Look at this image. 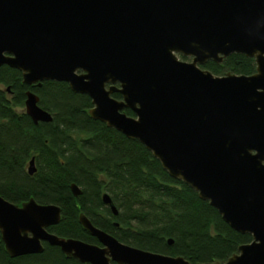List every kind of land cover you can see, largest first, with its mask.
Instances as JSON below:
<instances>
[{
	"label": "water",
	"instance_id": "95a60500",
	"mask_svg": "<svg viewBox=\"0 0 264 264\" xmlns=\"http://www.w3.org/2000/svg\"><path fill=\"white\" fill-rule=\"evenodd\" d=\"M234 53L254 58L256 72L220 76L202 67ZM4 64L27 85L65 81L89 95L92 118L139 140L234 230L252 236L223 264H264V0H0ZM39 101L28 90L26 113L35 124L51 122ZM36 170L33 157L29 173ZM103 202L118 215L108 193ZM61 219L56 204L0 194L11 257L42 253L48 242L82 263L192 264L124 243L85 213L79 221L99 244L60 237L48 228Z\"/></svg>",
	"mask_w": 264,
	"mask_h": 264
},
{
	"label": "trees",
	"instance_id": "16d2710c",
	"mask_svg": "<svg viewBox=\"0 0 264 264\" xmlns=\"http://www.w3.org/2000/svg\"><path fill=\"white\" fill-rule=\"evenodd\" d=\"M202 67L216 75L256 72L255 59L237 53ZM28 90L39 95V105L53 116L51 122L35 124L26 113ZM112 96L123 98L120 92ZM92 107L90 96L74 92L68 82L27 85L20 70L0 66V194L17 204L35 198L60 206L61 221L48 228L60 237L99 244L79 221L85 213L124 243L183 256L192 264H223L252 241L190 185L172 177L139 140L92 118ZM124 112L135 116L130 108ZM33 157L37 170L30 174ZM72 183L82 195L74 196ZM105 193L118 215L104 204ZM44 246L42 253L11 257L0 232V264H89L67 257L59 246Z\"/></svg>",
	"mask_w": 264,
	"mask_h": 264
},
{
	"label": "rangeland",
	"instance_id": "374dc122",
	"mask_svg": "<svg viewBox=\"0 0 264 264\" xmlns=\"http://www.w3.org/2000/svg\"><path fill=\"white\" fill-rule=\"evenodd\" d=\"M180 58L182 59V60H185V61H192V58H190V57H184V56H181L180 55ZM221 76V75H220ZM223 76V75H222Z\"/></svg>",
	"mask_w": 264,
	"mask_h": 264
},
{
	"label": "bare ground",
	"instance_id": "6f19581e",
	"mask_svg": "<svg viewBox=\"0 0 264 264\" xmlns=\"http://www.w3.org/2000/svg\"><path fill=\"white\" fill-rule=\"evenodd\" d=\"M48 243V242H47ZM49 244V243H48Z\"/></svg>",
	"mask_w": 264,
	"mask_h": 264
}]
</instances>
